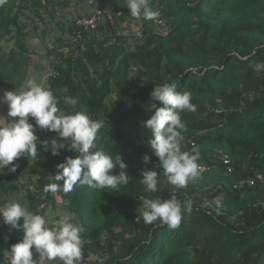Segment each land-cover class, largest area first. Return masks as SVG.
Masks as SVG:
<instances>
[{"label":"trees","instance_id":"16d2710c","mask_svg":"<svg viewBox=\"0 0 264 264\" xmlns=\"http://www.w3.org/2000/svg\"><path fill=\"white\" fill-rule=\"evenodd\" d=\"M67 4L6 0L0 6V43H14L9 53L0 49V85L15 90L10 78L20 76V62L28 66L26 24L19 26L18 20L26 13L40 21L44 14L55 20L57 10ZM149 6L160 8L166 35L154 30L153 20L132 18L125 0H102L95 9L107 12L102 24L74 43L83 44L84 53L73 57L62 47L54 48L47 78V88L60 98L64 111L84 110L105 120L95 150L119 155L127 165L129 184L116 192L86 185L68 193L45 192L56 165L75 153L61 150L53 157L38 150L36 159L14 161L19 164L15 173L0 172V203L24 192L22 205L44 216L60 199V211L83 228L81 264H264V69L256 67L264 61V0H149ZM138 24L142 38L132 33ZM18 78L19 86L26 75ZM164 83L191 93L196 111L181 114L187 129L182 150L197 146L198 163L206 170L183 189L169 185L161 173L159 190L149 194L139 182L141 173L161 169L143 123L154 113L150 103L159 106L151 100L153 87ZM65 95L78 104H64ZM36 135L51 140L56 134L37 130ZM218 151L229 157L232 173H226ZM145 156L150 163L143 162ZM253 172L262 174L263 181L248 187L245 181ZM173 193L193 205L178 228L137 222L138 197L167 199ZM205 201L214 210L207 211ZM22 236L0 225V264L6 260L5 238L11 246Z\"/></svg>","mask_w":264,"mask_h":264},{"label":"clouds","instance_id":"9594fccd","mask_svg":"<svg viewBox=\"0 0 264 264\" xmlns=\"http://www.w3.org/2000/svg\"><path fill=\"white\" fill-rule=\"evenodd\" d=\"M5 3L6 0H0V6ZM125 6L130 16L137 21L156 20L160 15L150 8L149 0H125ZM57 23L60 25L61 21ZM139 26L134 27L132 32L137 38H142L143 33L136 31ZM96 29L80 31V34L87 35L96 32ZM67 31L75 43L78 40V29L74 21L67 27ZM78 46L72 45L66 49L67 53H63L71 56L72 49ZM256 67L258 70L264 69V61ZM47 73V78L52 75L50 68ZM176 87L175 84L164 83L154 86L150 94L151 100L159 102V106L150 103L154 113L143 123V127L151 133L148 144L158 158L157 166L161 171L147 170L141 173L143 178L139 182L149 194L159 190L158 177L161 173L167 183L176 189H183L190 182L201 178L198 147L193 146L191 151L182 150L183 133L187 129L181 114L185 111L195 112L196 105L191 102L190 92H177ZM62 91L67 93L68 89ZM63 103L75 107L78 100L65 95ZM0 104L7 106V117L0 118V172L7 169L9 173H15L19 164L14 161L21 157L36 159L38 150L50 152L53 157L59 156L61 150H68L75 153V156H66L63 162L56 165L55 175H49L53 182L45 185V192L68 193L76 186L85 185L96 190L110 189L116 192L121 186L129 184L131 177L122 158L119 155L113 157L103 148L95 150L98 132L104 127L105 120L94 119L84 110L67 113L59 106L60 98L35 79L27 81L26 89L5 91L0 96ZM37 130H46L56 135L51 140H39ZM143 162L148 164L151 161L145 156ZM117 168L118 173H114ZM138 200L137 222L139 219L145 225L158 222L172 229L178 228L183 214H190L193 208L190 200L181 202L175 193L167 199L144 195L138 197ZM202 206L207 207V201ZM0 217L10 230L23 233L21 241L11 245L7 251L10 255L9 264H40L45 259L49 262L57 261L58 264H81L85 244L83 228L74 224L70 215L60 217L53 222L54 226L49 227L44 216L34 214L27 206L6 202L0 203ZM33 249L39 254L38 260L33 258Z\"/></svg>","mask_w":264,"mask_h":264},{"label":"rangeland","instance_id":"374dc122","mask_svg":"<svg viewBox=\"0 0 264 264\" xmlns=\"http://www.w3.org/2000/svg\"><path fill=\"white\" fill-rule=\"evenodd\" d=\"M102 5V0H89L85 2H79L78 0H68V4L64 7H60L57 10V15L55 17V20L51 19L50 16L44 14L43 21H40L38 18H35L31 14L26 13L25 16H23L21 19L18 20V25L21 26L23 24H26V28L23 31V34L25 36V42L26 46L29 51V55L26 56V62L28 66H23V61L20 62V69L19 75L21 76V73H24L26 75V78L24 79L25 82L23 83V86H25V83L27 80L35 79L38 83H41L44 87L47 88V70L50 68V61L52 60V51H54V48L56 47H62V50L67 53V45H74V42L70 38L67 27H69L74 21V18L78 16H83L89 14L94 9L100 7ZM48 14V13H47ZM57 21H61L60 25L56 24ZM131 32V31H130ZM134 33V32H132ZM129 34V37H131ZM100 39L103 37L98 35ZM60 39V41L58 40ZM132 40L129 42V44L132 46ZM0 45H6L3 48L5 51L10 52L12 48H14V43L12 41L6 42L3 41L0 43ZM20 76H12L10 79L12 80V84H16L19 80L18 77ZM23 89V88H21ZM19 91V90H18ZM1 115V114H0ZM5 115L7 116V112L5 111ZM4 116V115H3ZM1 115L0 117L3 118ZM5 116V117H6ZM222 153V151H218L219 153ZM208 182H210V179H208ZM220 199V198H219ZM25 202L24 199V192L21 194L14 195L9 202H18L21 205ZM218 201V200H217ZM57 207L51 208L48 207L45 210L44 217L46 221L48 222V226L52 227L53 222L57 219H59L62 216L68 215L66 213H63L60 211V207L62 206V201L60 202V199H56ZM72 222L73 217L71 216ZM74 223V222H73ZM4 224L2 217H0V225ZM76 224V222L74 223ZM6 232H10L9 230H6ZM20 236H22L21 232H17ZM8 237L5 238V264H9L10 261V255L7 253V251L10 250V246L8 244ZM33 258L38 260L39 254L35 253V250L33 249ZM92 261H95L93 259ZM57 261H47L46 259L41 261L40 264H56Z\"/></svg>","mask_w":264,"mask_h":264},{"label":"built area","instance_id":"2783aa9c","mask_svg":"<svg viewBox=\"0 0 264 264\" xmlns=\"http://www.w3.org/2000/svg\"><path fill=\"white\" fill-rule=\"evenodd\" d=\"M155 11L160 13V8L156 9ZM107 12L103 11V10H94L92 11L89 15L87 16H80L77 17L74 20V25L75 27L78 29L77 31V39H81V34L80 31L83 32H88V31H94L96 29V27L103 21L104 19V15ZM159 15V17L156 20H153L154 23V30L162 35H166L168 33L167 28L165 27V23L164 20L161 18V16ZM142 27L141 25L136 29V31H140L141 32ZM85 51V47L83 44H80L77 48H73L72 49V56L73 57H79L81 56V54H83ZM192 145V144H191ZM220 154V160L223 164V166H225L224 168L226 169V173L230 174L233 171V168L230 165V159L227 155L223 154V153H219ZM201 168V173L205 172L206 168L204 167H200ZM263 181V175L258 173V172H253L251 177L249 179H247L245 181V184L248 187H252L254 186L257 182H262ZM185 198H187V195H185ZM208 206L206 207L207 211L209 210H214L212 205L210 203H207Z\"/></svg>","mask_w":264,"mask_h":264},{"label":"crops","instance_id":"0c3cea01","mask_svg":"<svg viewBox=\"0 0 264 264\" xmlns=\"http://www.w3.org/2000/svg\"><path fill=\"white\" fill-rule=\"evenodd\" d=\"M4 46H6V45H0V49H2V52L4 53V54H6L7 53V51H5V49L3 48ZM27 81H29V80H27ZM25 82V81H24ZM13 85V87H17L15 90L16 91H20V90H22L21 88H23V89H26V87H27V82L25 83V86H23V83H21V85H16V84H12ZM5 91H12V89H11V87L9 88L6 84H2V85H0V96H2L3 95V93L5 92ZM5 111L7 112V106L6 105H4V104H0V114L3 116V118H6L7 116L5 115ZM0 115V116H1ZM6 116V117H5ZM1 118V117H0Z\"/></svg>","mask_w":264,"mask_h":264}]
</instances>
